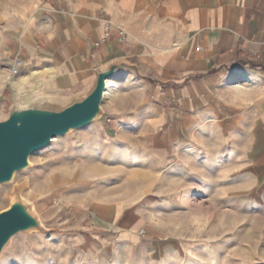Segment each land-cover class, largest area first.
I'll return each instance as SVG.
<instances>
[{
	"label": "crops",
	"instance_id": "obj_1",
	"mask_svg": "<svg viewBox=\"0 0 264 264\" xmlns=\"http://www.w3.org/2000/svg\"><path fill=\"white\" fill-rule=\"evenodd\" d=\"M14 14L11 59L19 56L22 67L3 87L0 120L24 100L81 97L96 69L127 62L135 69H121L111 84L120 92L137 86L143 96L132 113L117 117L108 108L110 119L97 124L113 121L106 137L114 147L130 143L132 157H165L173 177L193 169L196 189L218 187L220 167L232 173L229 160L238 156L251 165L244 148L254 134L264 137V0H32ZM105 20L124 28L122 42L115 31L102 41ZM134 213L120 204L116 220ZM110 227L120 240L133 238L122 225Z\"/></svg>",
	"mask_w": 264,
	"mask_h": 264
},
{
	"label": "rangeland",
	"instance_id": "obj_2",
	"mask_svg": "<svg viewBox=\"0 0 264 264\" xmlns=\"http://www.w3.org/2000/svg\"><path fill=\"white\" fill-rule=\"evenodd\" d=\"M31 1L0 0V99L14 53L10 17ZM111 80L96 121L53 138L0 184V211L20 199L42 226L14 235L0 264H264V137L254 134L244 148L250 166L238 156L229 160L233 176L220 167L218 187L196 189L193 169L173 177L165 157H132L130 143L125 151L114 147L106 137L115 133L113 121L97 126L110 119L108 108L117 117L132 113L143 96L137 86L120 92ZM129 132L136 141L133 126ZM120 204L132 206L134 217L116 220ZM114 224L133 238L120 240Z\"/></svg>",
	"mask_w": 264,
	"mask_h": 264
},
{
	"label": "water",
	"instance_id": "obj_3",
	"mask_svg": "<svg viewBox=\"0 0 264 264\" xmlns=\"http://www.w3.org/2000/svg\"><path fill=\"white\" fill-rule=\"evenodd\" d=\"M135 69L127 62H114L95 70V79L81 97L68 102L34 100L26 106L12 105L0 120V184L29 166V157L53 138L83 128L102 114L107 82L121 69ZM38 219L22 200L16 199L0 211V254L10 239L20 233L41 229Z\"/></svg>",
	"mask_w": 264,
	"mask_h": 264
},
{
	"label": "built area",
	"instance_id": "obj_4",
	"mask_svg": "<svg viewBox=\"0 0 264 264\" xmlns=\"http://www.w3.org/2000/svg\"><path fill=\"white\" fill-rule=\"evenodd\" d=\"M116 32V38L119 42H122L125 37V30L121 26L115 25L110 20H105L103 25V36L102 41L108 40L112 36V32ZM100 42H94V46L99 45ZM22 67V59L19 56H16L12 64L10 65L9 74L10 76H15L18 74L20 68Z\"/></svg>",
	"mask_w": 264,
	"mask_h": 264
},
{
	"label": "bare ground",
	"instance_id": "obj_5",
	"mask_svg": "<svg viewBox=\"0 0 264 264\" xmlns=\"http://www.w3.org/2000/svg\"><path fill=\"white\" fill-rule=\"evenodd\" d=\"M107 85H108V82H107ZM237 86H238V85H237ZM106 89H107V88H106ZM105 92H106V91H105ZM52 140H53V139H52ZM93 168H94V169H96L97 167H96V168H95V167H93ZM96 170H97V169H96ZM131 222H132V220H131ZM132 223H133V222H132Z\"/></svg>",
	"mask_w": 264,
	"mask_h": 264
}]
</instances>
